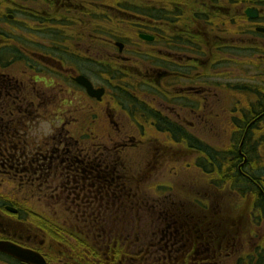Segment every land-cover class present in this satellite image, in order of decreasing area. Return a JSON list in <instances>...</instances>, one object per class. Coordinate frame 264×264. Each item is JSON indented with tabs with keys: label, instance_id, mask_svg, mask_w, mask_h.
<instances>
[{
	"label": "flooded vegetation",
	"instance_id": "af4514ba",
	"mask_svg": "<svg viewBox=\"0 0 264 264\" xmlns=\"http://www.w3.org/2000/svg\"><path fill=\"white\" fill-rule=\"evenodd\" d=\"M52 1L68 14L78 10L79 17L43 16L42 0H0V141L17 143L20 155L27 146V128L36 131L43 118L49 119L56 130L53 138L39 145V135H30L29 147H34L30 153L38 167L48 162L50 172L55 170L56 178H62L65 201L73 211L87 205L88 214L73 213L74 222H84L86 228L73 235L39 225L27 228L16 219L18 209L10 206L15 212L6 210V205L0 212V242L38 254L42 263L37 264H225L227 260H233L232 264H264V172L260 169L264 167L259 151L252 149L247 154L243 150L245 141L253 136L232 134L237 148L222 151L209 145L202 147L201 140L202 132L210 130L218 117L208 103L217 91L212 79L215 74L209 72L215 54L232 42L234 23H240L242 30L252 27L251 32L248 27L240 32L246 44L255 40L250 36L264 37L257 30L264 28L262 0H132L136 7L119 14L128 18L123 23L135 27L142 48L147 45L146 86L150 90L146 101H141L140 94L139 98L123 95L126 89L114 85L120 81L117 77L105 78L104 62L113 64L116 74L126 65L136 67L142 58L137 52L127 57L123 42L101 37L98 31L90 45L96 59H87L84 52L88 49L84 47L80 57L75 55L79 41L85 43L83 38L68 42L70 53L59 49L56 42L47 45L36 38L49 23H89L87 0ZM247 9L255 10L257 17H247ZM105 43L113 44L117 53L105 55ZM254 52L262 55L264 48L259 46L249 53ZM228 57L226 63L233 62ZM89 63L97 65V71H88ZM78 77L86 78L95 90H103L100 100L89 96L76 82ZM259 120L248 124L247 130H253ZM124 123L137 130L150 129L146 147L154 160L152 157L149 169L143 171L142 164L147 163L141 159L131 166V159L136 158L126 150L141 143L134 141L133 134H123ZM100 125L120 128L105 134L109 146L100 144V148L91 149L89 145H98L96 140L103 139ZM186 126L194 127L195 132L187 133ZM69 140L84 148L74 152L58 149L60 142ZM158 140L176 144L179 149L191 147L189 150L197 153L194 163L209 183L190 189L193 198L181 200L172 192L165 195L169 189L161 186L155 192L162 197L151 194L149 199L150 189L147 193L134 186L157 185L160 182L153 181L154 174L164 176L170 172L169 166L174 168L175 162L168 159L172 156L167 157L156 145ZM59 154H67L66 159ZM64 163L67 172H59ZM5 170L12 171L13 167L8 165ZM150 177L152 182L144 184L143 179ZM229 194L237 203L241 198V204L234 205ZM138 198L148 203L146 231L136 228L138 215L132 205ZM231 206L235 211L241 209L235 219L224 212L231 211ZM96 220L99 229L92 228L91 222ZM0 264L28 263L0 251Z\"/></svg>",
	"mask_w": 264,
	"mask_h": 264
},
{
	"label": "rangeland",
	"instance_id": "374dc122",
	"mask_svg": "<svg viewBox=\"0 0 264 264\" xmlns=\"http://www.w3.org/2000/svg\"><path fill=\"white\" fill-rule=\"evenodd\" d=\"M87 4H85V8H88L89 12V23H53L52 24H46L42 27V33L36 34L38 39L41 40V43L50 45L55 44L59 49H62L66 51L67 53H70L67 50V45L70 40L75 39H85V43H82L79 41V45L77 46V50L75 51V55L77 57L81 56V53L79 51L84 47V49H88V52L85 51L84 55L87 57V59H96L94 57L96 51L93 50L91 42V39L94 38L95 34L99 31V35L101 37H104L106 39H113L112 41H120L123 42L126 46V55L127 57L131 55V53L134 55L135 52L142 55V58L138 61V63L135 66H125L122 69H119L121 73H116L117 75H120L118 78L120 81L114 83V85L121 86L126 89L127 92L123 93V95H133L137 98H139V94L141 95V101L149 100L147 97L148 87L147 84V77H146V70H149V67H147V60L148 58L145 56L146 54V48L143 49L144 46L142 42H139L136 38L135 34V27L132 25L126 23L127 17L119 14V12H124L125 10L129 11L130 7H136L135 5H132V0H87ZM53 1L52 0H42V15L50 18L53 15H60V16H71L72 18H78L79 17V11L75 10L72 14H68L65 12L64 9L58 8L57 5H55V1L51 5ZM64 2V1H63ZM238 3H241V1H238ZM262 3L264 5V0H262ZM139 6L138 4H136ZM110 8V9H109ZM138 11L141 12V10L138 9ZM130 13V12H126ZM49 14V15H47ZM115 16L112 18V16ZM121 15V16H120ZM263 25H264V6H263ZM45 18V17H44ZM46 20V18H45ZM123 20L126 22L123 23ZM49 21V20H47ZM45 27V28H44ZM248 27L249 31H252L251 26H245L243 30ZM242 25L240 23H237L234 25V37L232 38V42H229L227 45L222 46V50H220L218 53L215 54V61L213 63L212 71H209L210 74H215L212 79L214 83H217V91L214 92L213 99L209 100L208 103L212 105L211 109L216 111V114H218V117L216 119V123L213 126H210L211 129L208 130V128L202 132L201 140H202V147L204 146H211L215 148L217 151L222 150H233L237 148L238 144H234L233 138H231L233 133V127H234V120L239 119L242 116V112H247L250 107L258 103L259 97H264V53L262 55H258L257 53H249L250 51H257V49L260 47L264 48V37H256V36H250L251 38H255V40L251 39L249 44H246L245 41H243L244 36L241 35ZM32 31V30H30ZM18 32V31H17ZM114 35V36H113ZM87 40L86 41V39ZM76 43V42H75ZM83 44V45H82ZM138 46V47H136ZM156 49H161L160 46L155 45ZM110 52H116V49L114 48L113 44L107 45L105 43V55L109 56ZM88 53V54H87ZM56 54V53H55ZM60 54V53H59ZM65 54V53H62ZM88 55V56H87ZM232 55H234V59H232ZM258 55V56H257ZM61 58H70L73 60L74 57H68L63 55H58ZM226 56H229V61L233 62H227L226 63ZM76 60V59H75ZM77 63L81 65L78 61ZM106 64L104 69L105 78H112L114 77L115 71H114V65L111 64L109 61L104 62ZM103 64V63H101ZM88 71L90 69H94L97 71L98 66L96 67L91 66V63L87 64ZM101 71V70H100ZM89 73V72H88ZM90 75V74H89ZM124 75V76H123ZM91 76V75H90ZM129 77V78H127ZM96 81L98 78H94ZM126 82L128 85H126ZM182 85H185V82L182 83ZM127 86V87H125ZM182 86L181 88H183ZM186 88V86H185ZM247 88V90H246ZM257 93L258 96H257ZM135 101V100H133ZM216 105V106H215ZM49 119L43 118L41 123L38 125V129L36 131H32L31 129L28 130L27 128V143L30 141V135L33 137L35 135V132L40 137V141L37 142V144H45L42 140H45V142L49 143L50 138H53L54 132L56 130H53V127L48 122ZM125 125L122 126L123 134H133L136 136L134 141L136 143L140 142L141 145L138 148H128L126 151H128V154L132 158V165L135 166L137 161L141 159L143 162L147 163V166L145 164L143 166L144 169H149L150 163L152 162V157L154 160V155L152 156V151L147 148L148 139L151 135L150 129L147 127L143 129H135L129 123H124ZM60 124L58 123V127ZM120 126V125H119ZM119 126H99V132L103 134L102 140H96L98 142L97 144H103V145H110V142L105 136L107 132H116L115 129H117ZM131 126V127H130ZM115 127V128H114ZM190 128V130L188 129ZM120 128V127H119ZM121 130V129H120ZM186 132H195L194 127L186 126L185 127ZM57 131H60L58 129ZM144 132L145 136H140L139 133ZM60 134V132H58ZM64 134V132H62ZM250 134L253 136L252 138L247 139L245 141V148L243 147V150L248 154L251 152L252 149H255L256 151L260 152V158L262 167H264V121H260L253 130H251ZM99 138V137H98ZM102 138V137H101ZM99 138V139H101ZM70 141V140H69ZM1 142V141H0ZM31 142V141H30ZM68 142V141H64ZM63 142V143H64ZM72 147H76V144L74 141H70ZM32 143V142H31ZM62 142H60V146H58V149L63 145ZM156 145H159L162 147V151L165 153V155L168 157L170 154L172 156L168 157L169 160H171L174 163V168L172 166H169L170 172H166L164 176L160 174H154L153 181L157 180L160 182L159 184H165V185H134L137 188H144L146 191L147 189H150V194H148V198L151 199V194L153 197L157 194L158 191L155 192V188H159L161 186L166 187L165 195H168L172 192L175 195H177L181 200H186L185 198L194 197V192L190 189L196 190L200 185L199 183H209L207 181L205 175L199 171L195 165V157L197 155L196 152L190 151L192 148H186L185 149H179L176 144H173L171 142H163L161 140H158V143L155 142ZM188 145V143L186 144ZM96 146V144L94 145ZM4 147V146H3ZM112 147V143H111ZM152 148V147H151ZM77 149V148H76ZM155 150L156 148L153 147ZM190 149V150H189ZM56 150V149H55ZM185 150V151H184ZM16 156H19V152L16 151ZM150 153V154H149ZM142 155V157L139 158V156ZM253 155V154H250ZM255 159V158H253ZM203 160V158H202ZM154 163V162H153ZM156 164V163H155ZM138 165V164H137ZM146 166V167H145ZM138 170V167H136ZM261 172H264V168H260ZM6 171V170H5ZM55 170H53L50 174L52 178H50V181L47 183H42L39 180H33L29 182H24L23 179L20 182V185H31L29 186L31 190L30 193L34 190L32 185H49V187L37 189L35 193H32V196L29 197L28 201L21 202V199L19 198V188L15 185V188L10 185L9 183H3L0 184V196L8 199L9 201L13 202V205L15 208H18V203L21 204L26 210L34 211L37 214H49L53 216H59L60 214L65 215L68 221H70L69 225H72V222L75 220L73 219V214L71 213L70 209L65 205L68 202L65 201V194L66 192L62 191V183L64 182L62 178L58 175L56 178ZM17 179H21L20 177H17ZM151 177L147 179H143V183L147 184L151 181ZM58 185H61L58 188ZM58 190H56V188ZM59 191V192H58ZM188 191V192H187ZM61 193V194H60ZM148 193V191H147ZM230 195V194H229ZM157 197V196H156ZM162 197V196H159ZM233 201V204L236 205L240 202L241 204V198L239 199V202L237 203L236 197L234 195H230V198ZM71 205V204H70ZM72 206V205H71ZM97 206V205H96ZM13 209V208H11ZM237 208L235 211V206H231V211H228L227 209L224 211L227 216H229L232 219H235L237 215L240 213L241 209ZM8 210V209H6ZM3 210L1 211V213ZM147 223H149V219L147 220ZM147 228L143 229V231H146ZM236 257V256H235ZM233 260H227L225 264H232Z\"/></svg>",
	"mask_w": 264,
	"mask_h": 264
},
{
	"label": "trees",
	"instance_id": "16d2710c",
	"mask_svg": "<svg viewBox=\"0 0 264 264\" xmlns=\"http://www.w3.org/2000/svg\"><path fill=\"white\" fill-rule=\"evenodd\" d=\"M262 4V8H263ZM235 25L237 23H234ZM114 36V35H113ZM233 59H234V55ZM114 74V73H113ZM115 77L119 78L120 75L114 74ZM124 76V75H123ZM247 90V88H246ZM259 93H257L258 96ZM28 112V111H27ZM260 118L258 122H256V125L260 121H264V97H259L258 98V103L250 107V109L247 112H242V116L237 120H234V127H233V133L234 135H240V134H250L251 130H247L248 124H250L253 120ZM255 125V124H254ZM253 126V125H252ZM71 142H64V144L60 147L64 150H69L71 152H74L76 148L82 149L81 145L74 146L72 147ZM89 145V148L95 149V148H100L101 146L96 145ZM4 146V147H3ZM30 144L27 143V146L20 150V155L19 156H12L9 154H14V152L18 151V146L17 143L15 142H0V150L2 149V152L0 153V184L3 183H9L15 188V185L19 188V198L21 199V202L28 201L29 197L32 196V193H35L36 190L42 189L43 187H49V185H32L33 188L36 190L32 191L31 193L29 192L31 188L29 186L31 185H20L19 180L21 181L23 179L24 182H29L34 180H39L42 183H47L50 181L51 176V171L49 169V163L47 162L44 167H39L37 166V161L35 156L30 153V151L34 147H29ZM254 150V149H253ZM8 153V154H7ZM43 156L41 157L42 159L46 158L44 155L45 152H42ZM74 155V154H73ZM72 155V156H73ZM60 157H66L67 154H59ZM39 159V157H38ZM66 159V158H65ZM10 165L13 167L12 171H5V168ZM47 166V167H46ZM38 167V168H37ZM66 168V163H64V166L62 165V170L59 169V172H67V170L63 169ZM17 177H20L21 179H17ZM61 185H58V188ZM64 188H67V185H63ZM147 202L144 199L138 198V202H135L134 205H132V209L136 211L138 215V221H137V229L142 230L146 228V217H148V206ZM6 205L9 206H14L12 201H9L8 199L0 196V212L3 210V207ZM71 211V213H78L80 215L82 214H88V211L86 210V206H83V209L81 211H73L71 206L67 203L65 204ZM128 207H130V204H128ZM18 213L19 215L17 216V220L22 221L25 223V227L35 229V226L39 225L42 227H45L47 229H52L53 231L58 232H65L68 235L71 233H75L77 231H81L86 228V223L84 222H72V225H69L70 221L66 218L65 215L60 214L59 216H53V215H47V214H37L36 212H32L30 210H26L21 204L18 203ZM121 213V211H118ZM96 216V215H95ZM92 228L93 229H99L100 224L99 221H93L91 222ZM73 235V234H71Z\"/></svg>",
	"mask_w": 264,
	"mask_h": 264
},
{
	"label": "water",
	"instance_id": "95a60500",
	"mask_svg": "<svg viewBox=\"0 0 264 264\" xmlns=\"http://www.w3.org/2000/svg\"><path fill=\"white\" fill-rule=\"evenodd\" d=\"M245 13L246 16L249 17L250 19H255L257 17V13L255 10L247 9ZM257 30L259 32L264 33V29H257ZM139 38L145 41L150 40L149 37H145V36H140ZM116 46H118L120 49L122 47V45L118 43L116 44ZM75 80L79 85L83 86L86 89L90 97L100 100L99 97L103 92L102 89L94 90L90 82L84 77H78ZM7 209L15 212V210L11 208H7ZM0 251L28 264H37V262L42 263V260L38 254H35L32 251L20 248L18 246L12 245L10 243L0 242Z\"/></svg>",
	"mask_w": 264,
	"mask_h": 264
}]
</instances>
